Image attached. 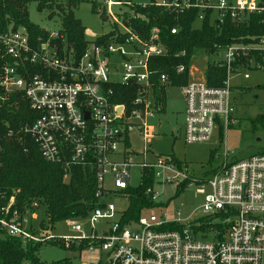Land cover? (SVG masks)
<instances>
[{"label":"built area","instance_id":"built-area-1","mask_svg":"<svg viewBox=\"0 0 264 264\" xmlns=\"http://www.w3.org/2000/svg\"><path fill=\"white\" fill-rule=\"evenodd\" d=\"M123 6L129 8L128 13L113 14V7ZM135 6L176 15L197 11L194 22L201 23L200 30L206 21L220 30L227 23L239 28L252 25V35L215 44L213 53L203 54L208 57L205 62L225 70L221 86H209L204 68L192 64L189 83L181 87L186 99V143H210L216 130L223 141V131L237 123V95L249 89L231 81H249L252 73H264V0L258 5L248 0L239 5L226 0H151L142 5L102 0L96 13L109 23L114 35L102 44L95 43L96 37L79 57L59 35L60 30L49 32L47 39L32 38L24 28L9 25L0 33V110L9 105L12 95L22 94L37 116L19 133L35 142L46 162L63 168L66 182L74 168L91 169L96 191L95 208L86 218L65 220L76 234L73 237H55L45 228L33 232L28 214L23 218L17 211L10 214L12 197L0 208V241L13 237L23 244L57 243L66 249L86 250L88 257L82 264H264V148L239 161L225 149L222 158L214 155L216 167L201 179L191 174L188 165L168 157L156 156L151 161L148 146L141 152L132 149L131 137H144L146 119L164 110L169 85L161 75L163 90L158 94L164 105L157 103L149 62L166 55L167 46L157 29L145 38L133 30L132 20L147 21ZM178 30L172 28L171 34ZM57 38L63 41L62 47L54 42ZM115 60L121 62L119 77L111 67ZM184 72L183 66L177 68L178 74ZM117 84L135 87L131 106L113 102L112 87ZM255 87L260 90L262 86ZM260 116L264 121V113ZM1 153L0 144V165ZM145 182L150 184L145 189L148 206L135 217L127 215L132 191L136 194ZM186 182L195 183L197 194L203 196L202 219L141 214L163 206L157 202L155 185L178 190ZM115 200L123 205L117 206ZM86 219L89 230L78 221ZM101 221L111 224L98 235L95 226ZM98 252L104 256H97Z\"/></svg>","mask_w":264,"mask_h":264},{"label":"trees","instance_id":"trees-1","mask_svg":"<svg viewBox=\"0 0 264 264\" xmlns=\"http://www.w3.org/2000/svg\"><path fill=\"white\" fill-rule=\"evenodd\" d=\"M33 1H38L39 11L48 9L50 16L52 15L51 18L54 16L59 18L62 25L59 35L65 37L66 44L78 57L82 56L89 41L86 38V29L73 14V8L82 0H67L65 4H57L54 0H0V33L5 32L9 25H13L14 28H24L32 38L47 39L49 32L29 20L28 7ZM98 6L99 4L95 3L93 11L96 12ZM133 9L147 17V21L132 20L130 26L133 30L145 38L157 29L167 46L166 55L152 58L149 62L150 84L153 87L156 102L162 105H164V98L158 94L160 89L163 90L159 83L161 75L167 77L170 85L186 86L189 83V68L193 64L196 53L211 54L214 52L215 44L237 41L241 37L245 38L254 33L252 25L239 28L227 23L220 30L209 25L208 21L204 23L201 30L194 29L193 23L197 11L176 15L156 7L135 6ZM174 27L179 30L176 34H171V29ZM113 35L108 33L100 36L95 43L108 42ZM54 42L59 47L63 46V41L59 38ZM180 66L185 68L183 74L177 73V68ZM204 76L209 86L219 87L225 80L226 73L224 69L205 62ZM112 89L115 104L131 106L135 98V87L117 84ZM36 116L22 94L12 95L9 105L0 110V144L2 146L0 208L7 206L13 197L14 204L10 207V214L17 211L23 218L27 214L35 213L43 206L52 228V223L84 219L95 208L96 178L91 169L76 167L72 170L69 181L66 182L63 168L43 159L35 142L28 135L19 133V129L30 123ZM260 117L258 116L257 120L263 121ZM10 131L13 132L12 136L9 135ZM149 185L145 182L137 189L136 194L132 191L127 215L135 217L148 206L149 198L145 196V189ZM187 185L188 182L184 183L177 194ZM39 247L41 246L32 243L23 244L18 238H5L0 241V264H46L39 261L36 256ZM52 264L71 263L64 260Z\"/></svg>","mask_w":264,"mask_h":264},{"label":"rangeland","instance_id":"rangeland-1","mask_svg":"<svg viewBox=\"0 0 264 264\" xmlns=\"http://www.w3.org/2000/svg\"><path fill=\"white\" fill-rule=\"evenodd\" d=\"M57 4H65L67 0H54ZM134 5L149 4L151 0H125ZM233 5H239L242 0H226ZM248 2L258 5L261 0H248ZM101 4L102 0H82L73 8L74 18L86 29V38L89 42L96 37L111 32V26L107 21H102L100 15L93 11L94 4ZM106 11H108V7ZM58 10V8H57ZM113 14L120 12L128 13L129 8L113 7ZM52 16V15H51ZM48 9L38 10V1H33L28 7V17L31 23L39 26L50 33L58 32L62 25L57 16L51 18ZM201 23L195 21L194 29H199ZM207 56L196 53L193 66L198 69L204 68ZM115 68L114 76L119 77L122 74L121 62L114 61L111 65ZM240 83L248 88L245 94L237 95L238 102L235 105L236 112L234 117L237 123L225 133L223 131V141L219 138L218 130L215 131V137L210 143L188 144L184 140L185 110L186 99L184 90L179 86L167 85L165 88V108L164 111L156 113L154 117L146 119L144 137H138L136 134L131 137V146L135 152H141L148 146L150 151V160L155 157H168L178 163L188 165L191 174L197 179L207 177L216 167L218 161L213 160L212 156L218 155L222 158L226 149L235 161L247 159L257 155L264 148V121L257 120L258 116L264 113V73H252L251 80L242 81L233 79L231 84ZM257 85H261L260 90H256ZM214 157V156H213ZM138 179L134 184L138 183ZM197 186L190 183L183 191L177 194L178 190L171 185H155L153 191L159 196L157 202L162 203L161 207H151L144 210L143 216L156 215L159 219L166 215L169 219H180L182 221L191 219L199 221L203 218L202 210L203 196L197 194ZM117 206L123 205L117 200L113 201ZM45 209L41 206L35 212V218L32 214L26 216L28 224L32 226L33 232H38L42 228L48 229L49 233L55 237H73L75 233L69 229L65 221L52 223L46 218ZM179 213V215H178ZM79 224L89 230V221L78 220ZM110 222L101 221L95 226L98 235L107 231ZM97 256H104V253L98 252ZM39 261L52 264L61 261H68L71 264H82L86 261L88 253L86 250H72L57 244H45L39 247L37 254ZM29 264V263H25Z\"/></svg>","mask_w":264,"mask_h":264}]
</instances>
